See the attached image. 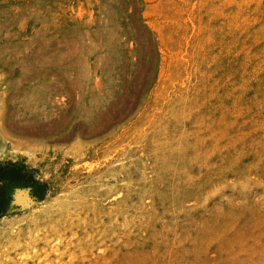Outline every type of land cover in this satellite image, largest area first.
I'll return each mask as SVG.
<instances>
[{"label": "rangeland", "instance_id": "1", "mask_svg": "<svg viewBox=\"0 0 264 264\" xmlns=\"http://www.w3.org/2000/svg\"><path fill=\"white\" fill-rule=\"evenodd\" d=\"M0 264H264V0H0Z\"/></svg>", "mask_w": 264, "mask_h": 264}, {"label": "trees", "instance_id": "2", "mask_svg": "<svg viewBox=\"0 0 264 264\" xmlns=\"http://www.w3.org/2000/svg\"><path fill=\"white\" fill-rule=\"evenodd\" d=\"M32 173L24 166L17 163L0 165V182L32 180Z\"/></svg>", "mask_w": 264, "mask_h": 264}]
</instances>
